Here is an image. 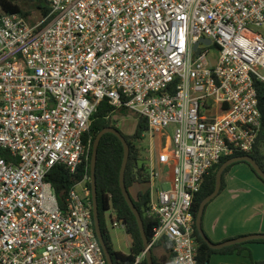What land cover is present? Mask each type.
<instances>
[{"label":"built area","instance_id":"2783aa9c","mask_svg":"<svg viewBox=\"0 0 264 264\" xmlns=\"http://www.w3.org/2000/svg\"><path fill=\"white\" fill-rule=\"evenodd\" d=\"M46 1L35 24L0 12V263L107 264L91 177L63 204L48 181L88 161L107 101L112 118L125 108L149 126L150 247L167 241L172 264H197L195 194L221 158L253 151L262 128L264 35L252 28L264 26V0ZM202 38L211 43L197 53ZM112 224L126 230L116 214ZM144 261L145 250L131 264Z\"/></svg>","mask_w":264,"mask_h":264},{"label":"trees","instance_id":"16d2710c","mask_svg":"<svg viewBox=\"0 0 264 264\" xmlns=\"http://www.w3.org/2000/svg\"><path fill=\"white\" fill-rule=\"evenodd\" d=\"M32 11L37 12L41 18H44L49 15L51 8L46 0H0V12L2 13L21 14L29 20V17L32 15ZM255 87L257 89L259 108L262 114V128L256 140L253 151H251L250 153H235L233 155L221 158L220 162L212 169L210 175L206 178L200 191L197 192L194 197V202L192 205V213L195 218L194 235L199 244L197 264H211V258L216 254L227 255L233 254L234 252H238L239 254H241L245 249L244 246L247 244H264V240H258L244 244H237L220 250H213L203 241L196 228V217L200 208V204L204 198H206L214 191L216 184V174L222 164L236 156L250 155L258 163L262 171H264V84L256 82ZM113 110L114 108L111 107L107 103V101H102L99 105L97 113L92 117L91 125L86 135L87 139H90L91 141L90 158L88 159V161L85 164L80 165L75 173H70V171L63 166H56L48 175V181L53 184L61 204H63L69 191L75 186V184L81 182L85 178V176L91 177L92 150L97 135L104 128L108 127H114L119 130L117 124L112 120L111 117ZM120 112L126 113L129 111L124 108L120 110ZM148 130L149 126L147 120L140 116L137 129L132 137H127L121 132L130 146V156L125 173V183L127 189H129V187L134 184L148 183L147 171L144 163H142L141 165L139 164V162L141 161L140 151L135 144V142L143 140V134ZM2 155L5 157L8 156L7 153H2ZM123 157L124 147L120 139L114 134H105L101 138L98 147L95 176L101 230L114 264H131V262L134 260V257L144 251L143 240L141 237L139 226L137 224V220L132 213L129 205L127 204L120 188L119 177ZM240 163L247 164L252 169L254 174L264 182V180L257 175L250 164L246 162H237L230 165L224 171L222 176L220 194L226 188V177L229 174L230 170L235 165ZM87 186L91 189L90 181L87 182ZM132 200L142 216L146 236L149 240H151L158 228V222L157 220L150 219L146 216V210L149 203V191L145 193L139 192L137 197L135 199L132 198ZM108 210H112L116 214L117 218L122 219L126 224V231L132 239V245L129 254H124L114 249L104 217V213ZM163 243L164 244L160 242L156 246H153L152 250L161 246L167 249L169 255L167 257H163L162 259H158L155 255H153L154 264H172L171 244L167 241H163ZM249 258L250 263L240 264H264V260L256 261L252 258L251 254ZM144 264H147V262L144 261Z\"/></svg>","mask_w":264,"mask_h":264},{"label":"crops","instance_id":"0c3cea01","mask_svg":"<svg viewBox=\"0 0 264 264\" xmlns=\"http://www.w3.org/2000/svg\"><path fill=\"white\" fill-rule=\"evenodd\" d=\"M203 226L215 243L264 233V182L247 164H237L230 170L225 190L205 210ZM244 248L241 254L234 252L216 255L247 258L246 262H226L227 264L250 263L249 256L253 252L257 256L256 261L264 260V244L252 243Z\"/></svg>","mask_w":264,"mask_h":264},{"label":"water","instance_id":"95a60500","mask_svg":"<svg viewBox=\"0 0 264 264\" xmlns=\"http://www.w3.org/2000/svg\"><path fill=\"white\" fill-rule=\"evenodd\" d=\"M201 42H204L206 44L211 43L209 39L202 38L194 46V50H197V53H199L198 45ZM107 133H111V134L116 135L123 144L124 157H123V162H122V166H121V170H120V177H119L120 188H121L122 194H123L127 204L129 205L132 213L134 214V216L137 220V224L139 226V230H140L141 237L143 240V247H144V250L146 251V262H147V264H154L153 250L149 245L150 244L149 239L147 238L146 233H145L144 222H143L142 216H141L140 212L138 211L137 207L135 206V204H134V202L130 196V193L126 187V183H125V173H126V169H127V165H128V161H129V156H130V146H129L127 140L125 139V137L123 136V134L118 129H116L114 127L104 128L97 135L96 140H95L94 145H93V150H92L91 180H90V182H91V197H92V203H93V218H94V226H95L96 235L98 237V240H99L101 246L103 247V250H104V253L106 256V260H107V264H114L112 257L110 255V252L108 250V247L105 243L102 230H101L99 211H98V200H97V185H96V176H95L98 147H99L101 138ZM237 162H246V163L250 164L252 166V168L254 169V171L257 173V175L264 180V171H262V169L260 168L258 163L250 155H242V156L233 157V158L227 160L218 169L217 174H216L215 189L210 195H208L206 198L203 199V201L200 204V208H199V211H198V214L196 217V228H197L201 238L213 250H220V249L230 247V246H234L237 244H244V243H248V242H252V241L264 240V233H257V234H250V235L242 236L239 238H234V239L227 240V241H224L221 243H215L212 240H210V238L206 235V233L203 229L202 222H203V216H204L205 210H206L207 206L216 197H218V195L220 194L221 185H222V176H223L224 171L230 165L237 163Z\"/></svg>","mask_w":264,"mask_h":264},{"label":"rangeland","instance_id":"374dc122","mask_svg":"<svg viewBox=\"0 0 264 264\" xmlns=\"http://www.w3.org/2000/svg\"><path fill=\"white\" fill-rule=\"evenodd\" d=\"M41 20V17L39 14L35 11H32V15L29 17V22L32 24H35ZM254 32L261 33L264 35V26L263 27H253L252 28ZM213 53V61L218 56V51L215 47L212 48ZM140 118V115L135 112H126L121 113L120 111L116 113L112 120L117 124V127L119 128V131L122 132L127 137H132L137 129L138 120ZM137 148L140 151V159L141 161L139 164L141 165L143 162L146 161L147 153L146 151L149 148L150 145V136L149 134H146V136L143 138V140L135 142ZM167 179H171V172L170 170L167 171ZM169 184H165L164 188L169 189ZM83 185L77 186V191L82 192ZM150 185L149 184H134L131 187H129L128 191L130 193L131 198H136L138 191H141L142 193H145L149 191ZM105 217V223L107 230L109 232L112 244L114 246V249L116 251H120L124 254L130 253V248L132 245V239L131 236L127 233V231L124 228H115L113 227L112 221L115 218V213L112 210H108L104 213ZM254 254V256H253ZM252 256L253 259L256 260V254L253 252ZM153 255H155L158 259H162L163 257H167L169 254L167 252V249L164 247H158L153 250ZM218 258V259H217ZM246 262L247 258H241V257H227V256H221L216 255L212 258L211 264H227L226 262ZM258 261V260H257ZM240 264V263H238Z\"/></svg>","mask_w":264,"mask_h":264}]
</instances>
